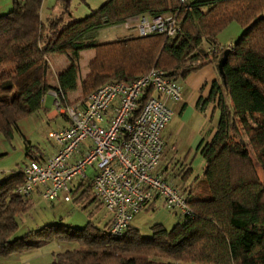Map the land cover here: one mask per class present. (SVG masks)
Returning a JSON list of instances; mask_svg holds the SVG:
<instances>
[{
    "label": "trees",
    "instance_id": "16d2710c",
    "mask_svg": "<svg viewBox=\"0 0 264 264\" xmlns=\"http://www.w3.org/2000/svg\"><path fill=\"white\" fill-rule=\"evenodd\" d=\"M42 1L13 0L11 11L0 15V135L5 140H12L21 120L42 109L50 91L64 108L83 105L106 83L130 81L154 68L178 83L208 62L216 63L220 80L208 98L216 102L219 119L211 140L199 148L203 169L198 187H189L190 218L169 230L154 224L149 236L132 226L113 239L110 222L89 221L81 229L56 224L15 238L17 216L33 207L31 199L14 193L24 181L19 169L0 182V258L67 242L75 248L56 254L49 264H264V181L257 170L264 173V1L108 0L86 18L73 20L70 0H56L59 15L45 22ZM154 15L175 18L177 34L94 42L104 28ZM234 22L242 35L219 67L225 50L210 55L202 45L220 47L216 37ZM88 50L95 56L80 83V54ZM52 55L69 60L57 87L48 82ZM78 86L80 97L68 100ZM152 95V88L142 92L134 116ZM73 194L79 209L94 206L97 213L103 208L90 184Z\"/></svg>",
    "mask_w": 264,
    "mask_h": 264
},
{
    "label": "built area",
    "instance_id": "2783aa9c",
    "mask_svg": "<svg viewBox=\"0 0 264 264\" xmlns=\"http://www.w3.org/2000/svg\"><path fill=\"white\" fill-rule=\"evenodd\" d=\"M176 1L184 4L188 0ZM116 27L138 38H172L178 31L175 18L169 15L132 17ZM223 50L233 53L229 44L210 48L208 54ZM147 88H152L153 95L134 116ZM181 100L180 84L156 68L130 81L106 83L83 105L64 108L58 99L56 109L65 115L68 127L48 133L57 151L46 161L23 165L24 181L14 193L29 198L39 192L48 202L59 198L71 202L73 183L83 179L91 167L95 172L92 189L111 216L108 233L113 239H121L133 226L134 217L158 200L179 219L190 218L189 191L168 183L156 172L164 149L162 133L173 116L166 102Z\"/></svg>",
    "mask_w": 264,
    "mask_h": 264
},
{
    "label": "crops",
    "instance_id": "0c3cea01",
    "mask_svg": "<svg viewBox=\"0 0 264 264\" xmlns=\"http://www.w3.org/2000/svg\"><path fill=\"white\" fill-rule=\"evenodd\" d=\"M12 4L13 0H0V15L7 14L9 11H11ZM117 35L120 36V39H129L135 37L132 33H129L125 30H122L121 33H117ZM226 43L227 41L220 42L219 40H216L215 46L221 47V45H225ZM87 53L90 56L87 57V61H84V55ZM80 55V70L82 73L88 75L89 71L87 66L88 63H90L94 58V51H84ZM48 62V82L52 87H57V77L69 66V60L64 55H52L49 56ZM219 81L220 80L217 72L216 63L208 62L198 71L189 75L185 80L178 82L182 87V100L180 102H166L168 108L172 111L173 116L170 123L162 133L164 149L161 162L158 165L156 172L159 173L168 183L172 185L178 186L177 183H180V185L182 184V190L190 191L189 187L195 184L197 178L202 173L203 159L200 155L199 148L202 144L211 140L215 133L219 119V112L217 110L216 102L208 101V98L210 97V94L212 92L213 83ZM79 97V86L75 92L68 94V100L70 101H75ZM57 100L58 97L55 91H50L46 94L43 100L42 109L39 112L31 115L39 120L35 125L36 127L32 129L29 135L24 134V132L20 129L19 124L24 120L27 121V119H30L31 116L21 120L18 123V132L16 133L24 138L26 144L29 143V139L33 140L32 142L38 141V139H35L34 136L38 134L40 128L39 125H41V127L43 128V130L40 129V132H43L41 136L43 137L45 134V137L47 138L48 142L52 145L51 151L49 153H44L42 149L39 148V146H33L32 148H30L29 151H27L26 153L29 159L27 164L31 161H46L47 159L52 157L57 151V146L48 139V133L50 132V130H47L45 128H49L51 122H54L55 124L57 123V128L59 129L68 127L67 118L65 117V115H63L56 109L55 105ZM44 122H46L45 125ZM170 142L171 148H169L168 145V143ZM86 145L82 149H84ZM2 147L4 146L2 145ZM2 150L3 152H6L5 148H2ZM191 153L192 157H190ZM3 155L4 153L0 152V157H2ZM195 160L196 163L194 165ZM22 167H19L16 171L10 172H7L6 170H0V182L12 173L19 171V169H22ZM94 174L95 172L93 169V176ZM93 176L88 179L86 173V176L83 179L74 182L72 186L73 191L77 189L81 184L91 185ZM33 196L40 197V194L39 192H37L31 195L29 197L31 201ZM60 199L61 198L55 201H59ZM160 209L163 210L164 213H167L171 216L174 215L173 213H170L164 209L163 203L160 200L156 201L152 206H150L148 211H144L155 212ZM138 215H136L135 217H137ZM169 219L171 218H169L168 216H158L155 224H160L165 227L163 223H165ZM110 221L111 216L106 212V215L102 219L101 226ZM133 227L137 229L139 228L136 226L135 223H133ZM62 251L63 250L60 245L56 246L55 243H50L43 246L35 253L13 257L17 259V262L15 261V264H43L41 262V259L49 257L53 261L54 256Z\"/></svg>",
    "mask_w": 264,
    "mask_h": 264
},
{
    "label": "rangeland",
    "instance_id": "374dc122",
    "mask_svg": "<svg viewBox=\"0 0 264 264\" xmlns=\"http://www.w3.org/2000/svg\"><path fill=\"white\" fill-rule=\"evenodd\" d=\"M107 1L108 0H70L69 12L71 18L73 20L84 19L87 16H89L92 12L96 11L101 5H103ZM190 1H194V0H190ZM57 15H59V7L57 5L56 0H43L40 10L41 20L45 22L47 19ZM122 30L124 31L123 28L116 27V25H112L109 28H104L103 30H100L97 34H95L94 42L100 44L113 39L115 40L120 39V36L117 35V33H121ZM241 35H242V30L240 26L234 22L231 23L226 29L221 31L216 37V40H219L220 42L227 41L225 45H221V47H225L231 44L232 41L236 40ZM202 46L205 52L208 54V50L211 48L210 45L203 44ZM89 56L90 55H88V53L85 54L84 61H87V57ZM94 56H95V51H94ZM89 64L90 63H88L87 66L88 71H89ZM79 68H80V61H79ZM87 76L88 75L82 73L80 70V74H79L80 83ZM38 120L39 119H36V117L31 116V118L27 119V121L25 120L22 121L19 124V127L24 132L25 135H29L32 129L36 127L35 125ZM45 124L46 122H44V125ZM39 126H40L39 132L34 136L35 139H38L37 142H32L33 140L29 139L28 141L29 143L26 144L24 138L21 137L16 132L14 133V137L11 141H7V140L5 141L3 136L0 135V152L4 153V155L0 157V170H6L7 172L16 171L19 167H22L23 165L27 164L29 159L26 153L33 146H39V148H41L44 153H49L51 151L52 145L48 142L47 138L45 137V134L43 137L41 136L43 132L40 131L43 130V128L41 127V125ZM45 128L47 130H50V132L59 129L57 128V123L55 124L54 122H51L49 128L47 127ZM2 145L4 147H2ZM168 145L169 148H171V142L168 143ZM2 148H5L6 152H3ZM190 157H192V153L190 154ZM195 163L196 160L194 161V165ZM257 170L261 180L264 181V173H262L258 167ZM86 173L88 179H90L93 176V169L91 167L88 168L86 170ZM177 185L179 187H182V184L180 185V183H177ZM197 187L198 186L196 182L194 184V189H196ZM32 201H33L32 209L28 212L21 213L16 218L18 224V231L15 234V238L24 237L27 233L31 231H36L45 226L56 225V224H62L66 227H71L74 229H81L90 221V223L92 224L101 226L102 219L106 215V212L103 208L98 210L97 213H95L94 206L82 210L77 208L72 201L65 203L63 202L62 199H60L59 201L48 202L43 200L39 196H33ZM148 210L149 208H147L145 211ZM145 211L139 214L137 217H135L133 222L136 224L137 227H139L138 229L143 236L150 235L149 228L156 223V219L158 218V216H165V217L168 216L169 218H171L167 220L165 223H163V225H165V228L168 230L171 229L177 222L180 221V219L177 216L175 217L174 215L171 216L167 213H164V211L161 209L155 212H151V211L145 212ZM90 213H92V216H90ZM57 243L58 245H60L63 251L72 250L76 246L73 243H67V242H57ZM57 243H55L56 246H58ZM48 258L49 257L41 259V262L43 264L51 263L52 262L51 258L49 259ZM16 260L17 259H15V257L8 259L0 258V264H4V263L15 264Z\"/></svg>",
    "mask_w": 264,
    "mask_h": 264
},
{
    "label": "water",
    "instance_id": "95a60500",
    "mask_svg": "<svg viewBox=\"0 0 264 264\" xmlns=\"http://www.w3.org/2000/svg\"><path fill=\"white\" fill-rule=\"evenodd\" d=\"M227 57H228V51L225 50L224 53H223V55H222V58L220 60L219 67H221L224 64V62L226 61Z\"/></svg>",
    "mask_w": 264,
    "mask_h": 264
}]
</instances>
